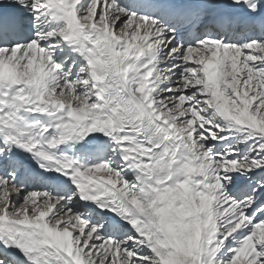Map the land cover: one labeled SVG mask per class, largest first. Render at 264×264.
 Listing matches in <instances>:
<instances>
[{
	"label": "snow or ice",
	"instance_id": "1",
	"mask_svg": "<svg viewBox=\"0 0 264 264\" xmlns=\"http://www.w3.org/2000/svg\"><path fill=\"white\" fill-rule=\"evenodd\" d=\"M0 264H264V0H0Z\"/></svg>",
	"mask_w": 264,
	"mask_h": 264
}]
</instances>
